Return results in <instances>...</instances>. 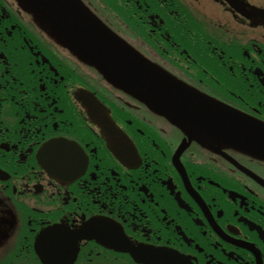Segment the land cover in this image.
I'll return each instance as SVG.
<instances>
[{"label":"flooded vegetation","instance_id":"1","mask_svg":"<svg viewBox=\"0 0 264 264\" xmlns=\"http://www.w3.org/2000/svg\"><path fill=\"white\" fill-rule=\"evenodd\" d=\"M87 1L114 31L183 68L184 81L264 120V16L242 5L264 9V0ZM21 17L0 0V264H39L32 244L41 228L74 229L97 215L136 246L191 264H264V161L208 148L203 134L185 141L149 112H110L138 156L117 159L84 112L64 108L77 83L90 88V77L75 81V65L56 47L31 46ZM57 137L80 148L81 173L54 178L36 166L35 147ZM78 244L74 264H95L97 245ZM103 251V264L132 262Z\"/></svg>","mask_w":264,"mask_h":264},{"label":"water","instance_id":"2","mask_svg":"<svg viewBox=\"0 0 264 264\" xmlns=\"http://www.w3.org/2000/svg\"><path fill=\"white\" fill-rule=\"evenodd\" d=\"M17 1L22 7L34 13L41 23L46 24V28L59 35L82 59L100 68L115 83H125V58L117 55V57H114L115 52L110 47V45L117 47V43H113L108 31L101 22H96L97 20L95 21L92 17L85 15L87 11L78 0ZM86 21H90L89 26H83ZM184 94L186 100L181 102L175 109H171V112H187L188 119L190 115L194 114L196 118L191 123L192 126L205 127L207 132L215 137L216 141L221 140L224 143H230L239 150L264 158L263 123L215 102L201 93L193 96L184 90ZM83 98H86V95H83ZM166 100L170 104L176 98L168 96ZM93 109L94 111L91 112H102L97 103L94 104ZM176 117L178 119L182 118L180 113H177ZM100 121L101 123L110 124L107 115L101 117ZM219 126L221 131L218 129ZM195 133L193 132V134ZM203 134L208 136L209 139L210 134ZM206 140L203 139V142ZM104 243L108 245L107 242ZM51 248L54 249L53 246ZM132 254L137 261L141 260L137 249H132Z\"/></svg>","mask_w":264,"mask_h":264},{"label":"rangeland","instance_id":"3","mask_svg":"<svg viewBox=\"0 0 264 264\" xmlns=\"http://www.w3.org/2000/svg\"><path fill=\"white\" fill-rule=\"evenodd\" d=\"M95 253V252H94ZM98 254V253H97ZM95 255L96 257H94V260H95V264H101L102 263V258L100 257V258H98L97 256L98 255ZM90 258H91V254L89 255V256H87L85 259H88V260H90ZM83 260H81L78 264H80L81 262H82ZM111 264H119L118 262H117V260H115V259H112L111 260Z\"/></svg>","mask_w":264,"mask_h":264}]
</instances>
